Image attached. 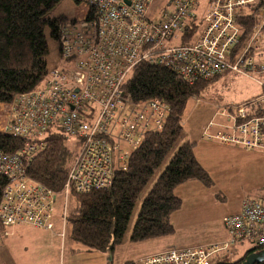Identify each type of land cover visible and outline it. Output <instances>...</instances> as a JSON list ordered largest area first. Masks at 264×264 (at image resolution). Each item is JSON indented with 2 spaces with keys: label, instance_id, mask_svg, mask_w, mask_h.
I'll use <instances>...</instances> for the list:
<instances>
[{
  "label": "built area",
  "instance_id": "built-area-1",
  "mask_svg": "<svg viewBox=\"0 0 264 264\" xmlns=\"http://www.w3.org/2000/svg\"><path fill=\"white\" fill-rule=\"evenodd\" d=\"M84 1H88L93 12L62 29L60 43L65 66L50 71L49 83L42 88L20 96L15 105H4L12 113L7 112L0 128V132L40 137L49 126L74 137L79 150L69 171L67 193L72 186L84 191L106 187L111 182L113 162L124 164L127 150L135 149L165 126L170 110L164 102H132L126 93L124 85L129 74L142 61L171 68L190 84L232 72L264 88V0H213L204 17L206 26L192 47L176 45L166 50L153 46L149 36L150 47L144 43L146 32L132 12L135 2L141 0H111L106 6H99L97 0ZM191 2L196 6L194 0H185L183 6L155 25L160 28L163 24L166 34L177 30L184 15L189 14L186 4ZM255 2L263 7L243 11L248 8L245 4L252 6ZM253 15L257 18L255 26L246 37L239 20ZM168 51L177 53L173 60L168 59ZM261 112L264 114V94L224 108L216 117L221 115L229 121L225 127L229 132L212 134L216 126L213 120L203 137L226 147L258 149L264 154V115H255ZM0 175L12 177L11 185L2 192L0 224L50 229V214L55 206L53 192L31 180L22 160L16 158L0 155ZM226 227L229 239L215 245L210 256L203 247L172 249L170 256L164 253L142 262L198 264L202 250L210 259L218 253L231 254L233 248L245 242L264 250V202L246 198Z\"/></svg>",
  "mask_w": 264,
  "mask_h": 264
},
{
  "label": "trees",
  "instance_id": "trees-1",
  "mask_svg": "<svg viewBox=\"0 0 264 264\" xmlns=\"http://www.w3.org/2000/svg\"><path fill=\"white\" fill-rule=\"evenodd\" d=\"M61 1L0 0V106L15 105L20 96L42 88L50 71L58 68L50 69L48 66L46 58L49 48L45 37L46 28L50 30L51 38L59 43L60 57L63 61V66L60 68L65 66L60 43L63 26L66 24L72 26V22L83 19L93 11H90L88 2L72 0L77 5L85 4L84 17L75 20L63 15L50 18L49 13ZM194 2L196 6L192 2L186 4L189 14L186 13L182 18V24L185 22L187 24V33L183 41L176 39L174 31L166 34L172 46L195 41L205 28L203 14L198 13L203 10L204 5L197 0ZM260 7L263 5L258 4L257 10ZM149 8L146 19L154 24L163 22L172 12L164 10L159 16L150 18ZM93 9L96 11L95 7ZM256 19V15H253L239 20L240 25L245 28L246 37L252 34ZM158 29L161 33L166 31L163 29V24ZM226 73L211 80H197L190 84L179 73L162 64L142 61L137 65L130 72L124 85L128 98L132 102L158 99L164 102L170 111L162 130L149 135L135 149L125 152L124 164L113 162L111 182L104 188L84 191L72 186L70 191L66 192L69 171L78 153L79 145L74 137H67L49 126L40 137L0 132V155L16 158L20 162L22 160L28 177L53 192L56 206H54L55 211L50 214L49 221L58 226L59 213L63 221L60 229L58 227V231L61 232L62 247L66 243L65 239L68 238L85 247L89 253L110 252L114 255L127 242L133 246L145 245L157 239L173 236L175 226L171 218L182 205V200L176 194L177 188L189 182H199L207 187L213 183L209 173L195 155V144L186 137L183 124L185 112L191 100L203 96ZM263 89L261 87L262 92ZM179 142L181 143L176 148ZM169 157V163L156 176L157 171L163 167ZM11 183V176L0 175V204L2 192ZM141 197L137 220L131 236L126 239L129 223ZM260 200L264 202V190L260 194ZM239 212L240 210L237 213ZM237 213H233L232 216ZM15 228H24V226ZM11 229L13 228L0 224V239L10 235ZM224 229L229 239L227 227L225 226ZM53 231L51 227L46 232ZM228 239L218 245L224 244ZM171 248L175 249V247ZM261 250L263 249L250 250L237 261L231 259L232 252L222 255L218 253L211 262L241 264L249 254ZM160 253L150 254L143 259L160 256ZM143 259L137 262L127 261L123 264H143ZM256 264H264V262Z\"/></svg>",
  "mask_w": 264,
  "mask_h": 264
},
{
  "label": "rangeland",
  "instance_id": "rangeland-1",
  "mask_svg": "<svg viewBox=\"0 0 264 264\" xmlns=\"http://www.w3.org/2000/svg\"><path fill=\"white\" fill-rule=\"evenodd\" d=\"M203 2L204 8L198 12L203 14L202 18L205 17L209 9L208 0H203ZM173 3V0H152L148 16L155 18L164 10L173 11L175 9ZM250 3L245 4L248 8L243 9V11H256L257 2L252 6ZM85 11V4L77 5L72 0H62L49 13V17L54 18L63 15L75 20L84 17ZM45 37L49 48V54L46 58L49 68L62 67L63 61L60 57L59 43L51 38L48 28L45 30ZM244 47L246 48V46ZM261 93L259 84L254 80L227 72L213 88L189 103L183 120L185 134L195 144V155L202 167L209 173L213 183L207 187L199 182H192L188 184L190 190L180 192L181 209L175 212L171 218L175 226V235L157 239L155 243L150 242L145 245L129 247L128 244H125L119 249V253L116 252L114 255L110 252L89 253L85 247L68 240V238L65 239L66 243L62 247L61 238L57 236L61 233L58 231V227L60 229L62 226L61 217L58 213V226L53 224V233L56 236L45 230L29 226L11 229L10 235L0 239V264H122L127 261H140L139 258L135 260L136 253L145 257L143 256L145 253L156 250L161 245H171L172 247L176 244L181 247L182 243L187 244V246L204 243L203 248L208 250L209 256L212 255L214 246L223 243L221 240L227 236L224 227L227 226L228 220L232 217L233 214L231 213L242 206V201L245 198L260 201V194L264 190V154L259 153L258 149L226 147L217 140L203 138V133L213 120L212 124L216 122V126L212 128L211 133H219L222 126L229 124V121L221 115L216 117L217 113L221 114L224 108L235 107L251 100V98L253 100ZM7 112L11 114L12 110L0 106V128L1 123L6 120ZM255 115L259 118L264 114L261 112ZM263 122L264 120H261V123ZM224 130L229 132V129ZM180 143L176 145V148ZM169 160L170 157L157 171L156 176L166 167ZM183 185L187 186V183L180 186ZM176 194H179V191H176ZM141 202L142 197L136 204L126 239L131 236ZM54 218L56 217L54 216ZM171 247L166 250L168 256L172 251ZM195 248H200V246ZM255 248L253 243L245 242L232 251L231 259L237 261L246 252ZM175 249L178 248L175 247ZM205 250H202L198 264L211 263L212 257L209 259V256H205ZM164 253L165 251L161 252L160 255L162 256ZM151 257L154 256L148 258Z\"/></svg>",
  "mask_w": 264,
  "mask_h": 264
},
{
  "label": "bare ground",
  "instance_id": "bare-ground-1",
  "mask_svg": "<svg viewBox=\"0 0 264 264\" xmlns=\"http://www.w3.org/2000/svg\"><path fill=\"white\" fill-rule=\"evenodd\" d=\"M184 1L183 0H175L173 4H174L175 8L177 9V8L183 6ZM86 2H88V1H86ZM110 2H111V0H98V5L99 6H101V5L106 6L105 4H109ZM197 2H201L204 5L203 0H197ZM151 3H152V0H141V1L135 2V6L132 9L133 14L135 15L136 19L139 22L140 28H142L146 32V35L143 37L144 43L147 44L148 47H150L151 43L148 39V36H149V38L154 41L153 46H158L159 49H163V50L172 49L173 46L171 45L169 36H167L166 33H164V32L163 33L159 32L158 27L154 23H152L151 21H148L146 19L147 10H148V7H150ZM212 3H213V0H208V8H210L212 6ZM110 15L111 16L114 15V12H110ZM174 32L176 34V39L183 41V37L187 33L186 22L184 24H182L180 27H178V29L175 30ZM61 35H62V32H61ZM183 44H184V47L189 48V47H192L193 42H191V43H184L183 42ZM176 54L177 53L174 51H168L167 57L169 60H173V57L176 56ZM45 83L46 84L49 83V77L47 78ZM54 211H55V209H54ZM62 223H63V221L61 219V224ZM26 226L33 227L32 225H26ZM53 226L54 225L52 224L51 225L52 229H53ZM38 229L48 231V229H42V228H38ZM54 236H56V235L54 234ZM57 236L60 237V234H57ZM200 248H202V247H200Z\"/></svg>",
  "mask_w": 264,
  "mask_h": 264
},
{
  "label": "crops",
  "instance_id": "crops-1",
  "mask_svg": "<svg viewBox=\"0 0 264 264\" xmlns=\"http://www.w3.org/2000/svg\"><path fill=\"white\" fill-rule=\"evenodd\" d=\"M258 95V94H257ZM255 98V97H254ZM252 99V98H251ZM227 126H229V124H224V126H222V129L224 130L225 129V127H227ZM236 149H238V148H236ZM190 183V182H189ZM189 183H187V186L186 185H183V186H180V187H183V188H180V187H178L177 188V190L176 191H179V194H177V196L179 197L180 196V192L181 191H187V190H190V185H188ZM192 183V182H191ZM182 189H185V190H182ZM246 199V198H245ZM243 202V201H242ZM241 207V206H240ZM240 207L238 208V210L237 211H235L236 213L240 210ZM235 212H233V213H235ZM233 213H231V214H233ZM225 233H226V231H225ZM60 238V237H59ZM226 239H228V236H225L224 237V239L223 240H221L222 242H224ZM220 242V241H219ZM151 243H155V242H151ZM126 244H128L127 246H129V247H133V245H130L128 242L126 243ZM219 244V243H218ZM153 245V244H152ZM124 246V245H123ZM122 246V247H123ZM198 246H200V247H203L204 246V243H202V244H198V245H188L187 246V244H183L182 243V245H181V247H179L178 245H173L172 247H177V248H195V247H198ZM169 247H171V245H161L160 247H157V249L156 250H152V251H149L148 253H145V255H143V256H148V255H150V254H154V253H156V252H163V251H166ZM120 249V248H119ZM117 253H119V250L117 251ZM138 253H136V255L134 256V258H136L135 260H138V258L141 260V259H143V257H142V255H137ZM133 260V259H132ZM134 261V260H133ZM123 264V263H122Z\"/></svg>",
  "mask_w": 264,
  "mask_h": 264
},
{
  "label": "water",
  "instance_id": "water-1",
  "mask_svg": "<svg viewBox=\"0 0 264 264\" xmlns=\"http://www.w3.org/2000/svg\"><path fill=\"white\" fill-rule=\"evenodd\" d=\"M264 262V250L260 252H252L241 264H256Z\"/></svg>",
  "mask_w": 264,
  "mask_h": 264
}]
</instances>
